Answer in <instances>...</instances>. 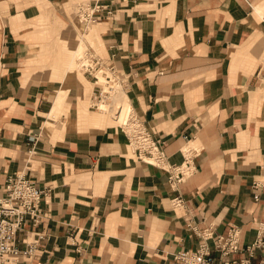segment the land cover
Masks as SVG:
<instances>
[{"label":"crops","instance_id":"obj_1","mask_svg":"<svg viewBox=\"0 0 264 264\" xmlns=\"http://www.w3.org/2000/svg\"><path fill=\"white\" fill-rule=\"evenodd\" d=\"M104 3L88 26L75 0H0V196L15 172L46 189L41 222L17 236L23 248L42 235L36 256L16 264H175L198 245L189 224H234L251 244L264 223L252 187L264 181V0ZM86 49L125 78L169 164L192 149L195 172L175 189L133 156L114 112L89 108L96 88L75 66Z\"/></svg>","mask_w":264,"mask_h":264},{"label":"built area","instance_id":"obj_2","mask_svg":"<svg viewBox=\"0 0 264 264\" xmlns=\"http://www.w3.org/2000/svg\"><path fill=\"white\" fill-rule=\"evenodd\" d=\"M104 1H80L74 7L75 18L86 24L98 22L103 17V12L106 15L111 13ZM79 62L81 73L87 76L96 88L89 100V108L107 112L118 88L124 92L127 89L125 78L89 49L85 50L84 57L79 59ZM100 70L107 71L103 80L96 77ZM112 117L126 136L133 156L138 161L167 171L168 183L174 189L195 172L191 161L192 149H182L184 160L180 165L169 164L163 141L144 125L133 109H129L122 120L117 113ZM252 187L263 188L264 181H254ZM45 191L46 189L38 187L23 172L7 176L3 194L0 196V264H16L17 259L36 256L37 244L42 235L37 232L36 237L26 242L23 248L17 245V236L26 224L38 225L41 222L43 214L40 204ZM253 199H259L258 192L253 194ZM181 204L180 197L173 199L174 206ZM189 227L197 234L198 245L194 249L175 253V264H253L255 251L264 248V223L259 225L255 240L248 245L241 244V229L234 224L229 225L223 233H217L213 225L198 228L189 224ZM237 253H243L244 256L233 260L232 255Z\"/></svg>","mask_w":264,"mask_h":264},{"label":"bare ground","instance_id":"obj_3","mask_svg":"<svg viewBox=\"0 0 264 264\" xmlns=\"http://www.w3.org/2000/svg\"><path fill=\"white\" fill-rule=\"evenodd\" d=\"M79 3V2H78ZM80 20V19H79ZM81 21V20H80ZM84 23V22H83ZM86 24V23H85ZM94 24V23H93ZM93 24H87L88 26L89 25H93ZM84 57V54L81 55L80 59H82ZM84 60V59H83ZM107 75V71L105 70H100L97 74H96V77L99 79V80H103L104 77ZM116 97L113 98V102L114 103H119V107L118 108H122L124 111H128L129 108L131 107L130 103H129V100L127 98V95H124L123 91L118 88V91L116 93ZM111 110V108L109 109ZM125 112V113H126Z\"/></svg>","mask_w":264,"mask_h":264},{"label":"rangeland","instance_id":"obj_4","mask_svg":"<svg viewBox=\"0 0 264 264\" xmlns=\"http://www.w3.org/2000/svg\"><path fill=\"white\" fill-rule=\"evenodd\" d=\"M77 2H78V0H75V5L77 4ZM75 7V6H74ZM75 20H77V18H75ZM79 61V60H78ZM75 66L77 67V66H79V64L77 65V64H75ZM118 91V90H117ZM117 91H116V93H117ZM123 93H124V91H123ZM124 95H126L125 93H124ZM112 100H113V98H112ZM111 107H112V109L111 110H108V111H112V112H114L113 113V115H115V112H116V110H118V107H119V103H114L113 101H112V103H111ZM129 109H132V107H130ZM124 118V117H123Z\"/></svg>","mask_w":264,"mask_h":264}]
</instances>
